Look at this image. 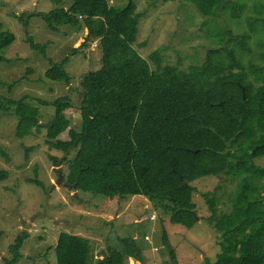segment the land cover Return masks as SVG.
I'll list each match as a JSON object with an SVG mask.
<instances>
[{
  "label": "trees",
  "instance_id": "16d2710c",
  "mask_svg": "<svg viewBox=\"0 0 264 264\" xmlns=\"http://www.w3.org/2000/svg\"><path fill=\"white\" fill-rule=\"evenodd\" d=\"M51 1L55 8L48 13L15 18L25 28L39 17L56 33L63 26L86 32L84 45L71 55L97 45L101 68L82 77L79 104L69 95L37 100L56 109L48 126L40 123L41 111L25 102L26 96L18 100L0 96V110L17 120L16 138L35 137L47 128V145L65 155L63 161L53 160L56 166H67L63 177L67 188L110 200L144 196L172 224L189 229L196 222L193 183L224 176L225 184L234 185L225 193V212H217L221 185L203 194L210 212L206 221L220 242L214 261L202 264H264V168L257 164L264 159V40L218 29L208 37L213 48L203 62L183 69L181 63L165 64L161 51L147 61L134 50L143 16L137 12V0H125L124 6L111 4L116 0ZM185 1L207 17L204 28L210 26L207 21L217 20L219 12L241 23L248 10L243 1ZM256 8L261 13L264 3ZM248 23L256 21L252 17ZM14 41L0 24V52ZM26 43L32 52L48 57L47 45H36L30 37ZM4 62L0 57V64ZM68 63L69 58L54 65L46 78L70 85ZM68 110L79 111L78 130L72 127ZM7 178L8 173L0 171V183ZM28 239V232L21 231L3 263L17 264ZM162 241L174 261L165 231ZM121 244L98 264L146 262L144 249L134 239H121ZM90 248L88 239L63 232L56 249L58 264H89Z\"/></svg>",
  "mask_w": 264,
  "mask_h": 264
},
{
  "label": "rangeland",
  "instance_id": "374dc122",
  "mask_svg": "<svg viewBox=\"0 0 264 264\" xmlns=\"http://www.w3.org/2000/svg\"><path fill=\"white\" fill-rule=\"evenodd\" d=\"M248 4L241 23L230 15L219 12L216 21H207L190 1L137 0V12L143 14L134 50L149 61L156 51H161L165 64H182L183 69L200 64L213 48L208 41L211 32L228 28L232 35L250 34L264 40V8L257 5L264 0H231ZM124 6L125 0L111 1ZM55 8L51 0H0V24L12 33L15 41L0 52L6 62L0 64V96L18 100L26 96L29 105L37 107L42 116L40 123L48 126L56 117L54 107H44L37 100L55 101L69 95L77 104L81 100V79L101 68V55L95 45H88L84 53L72 56L74 49L84 45L82 33L70 26L53 32L39 17L28 21L25 28L15 16L30 13H48ZM253 17L256 24L248 22ZM258 22H260L258 24ZM30 37L36 45H47L48 57L32 52L26 43ZM262 50H264L262 48ZM257 49H255V52ZM69 58L66 71L71 84L55 83L46 78L54 65ZM152 70L154 66L150 63ZM264 67V65H263ZM72 127L81 125L78 110H68ZM17 120L11 112L0 110V171L8 173L0 183V264L8 257L7 249L21 231L28 232L29 239L21 251L23 258L17 264H58L57 246L63 232L90 241L89 264H98L112 249H121V239L131 238L144 249L147 264H202L214 261L219 253L217 232L206 219L210 212L203 198L206 192L221 185L216 196L218 214L227 210L225 193L234 185L225 184L224 176L205 178L193 183V203L196 222L191 229L172 224L169 218L153 209L149 198L128 196L124 199L108 198L73 191L64 183L67 166H56L53 158L63 161L65 155L52 151L47 145L48 129L35 137L18 140L15 136ZM67 140L68 135H62ZM27 155V156H26ZM74 157V153L69 158ZM264 168V159L257 161ZM223 183V184H221ZM76 196V197H74ZM155 216V219L151 218ZM166 232L175 259L164 246Z\"/></svg>",
  "mask_w": 264,
  "mask_h": 264
},
{
  "label": "built area",
  "instance_id": "2783aa9c",
  "mask_svg": "<svg viewBox=\"0 0 264 264\" xmlns=\"http://www.w3.org/2000/svg\"><path fill=\"white\" fill-rule=\"evenodd\" d=\"M95 47H97V45H95ZM152 218H154V216ZM127 264H147V263L142 261H136L134 259H129Z\"/></svg>",
  "mask_w": 264,
  "mask_h": 264
},
{
  "label": "water",
  "instance_id": "95a60500",
  "mask_svg": "<svg viewBox=\"0 0 264 264\" xmlns=\"http://www.w3.org/2000/svg\"><path fill=\"white\" fill-rule=\"evenodd\" d=\"M61 181H60V184H62L63 183V178H62V174H61V179H60ZM196 219V218H195ZM197 220V219H196Z\"/></svg>",
  "mask_w": 264,
  "mask_h": 264
},
{
  "label": "crops",
  "instance_id": "0c3cea01",
  "mask_svg": "<svg viewBox=\"0 0 264 264\" xmlns=\"http://www.w3.org/2000/svg\"><path fill=\"white\" fill-rule=\"evenodd\" d=\"M85 33H86V32H85ZM85 33L83 34L84 38H86V36H87Z\"/></svg>",
  "mask_w": 264,
  "mask_h": 264
},
{
  "label": "flooded vegetation",
  "instance_id": "af4514ba",
  "mask_svg": "<svg viewBox=\"0 0 264 264\" xmlns=\"http://www.w3.org/2000/svg\"><path fill=\"white\" fill-rule=\"evenodd\" d=\"M63 178V177H62Z\"/></svg>",
  "mask_w": 264,
  "mask_h": 264
}]
</instances>
